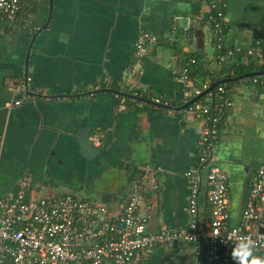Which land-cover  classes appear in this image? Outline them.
<instances>
[{"label": "crops", "instance_id": "1", "mask_svg": "<svg viewBox=\"0 0 264 264\" xmlns=\"http://www.w3.org/2000/svg\"><path fill=\"white\" fill-rule=\"evenodd\" d=\"M218 1L216 8L223 13L226 27L224 45L239 49L238 53L253 47L262 51L264 0ZM23 9L16 18L0 25V151L4 170L0 189L6 177L27 174L22 160L31 146L35 166L31 162L30 169L40 173L51 167L53 178L42 184L46 192L49 188L53 193L75 190L67 174L80 162L78 154L72 151L74 134L81 127H90L89 139L98 137L109 146L113 158L118 162L126 159L124 163L128 165L135 157V149L145 140L148 144L142 154L145 167L148 171L149 165L154 166L153 176L132 166L129 178L136 182L131 189L127 188V177L123 175L107 183L104 194L116 195L115 201L107 205L114 208L135 189L142 203H150L152 207L148 231H156L162 224H187L188 187L184 172L196 167V143L202 120L189 107L177 108L196 95L195 74L192 79L188 77L184 86L179 80L181 53H199L214 73L223 70L224 61L217 60L207 1L52 0L50 21L31 47L26 76V46L36 28L45 23L48 0H27ZM21 21H28V25ZM139 26L159 38L141 67L134 65L132 51ZM183 30L194 31L195 44L189 42ZM238 53L224 58L228 64L233 63ZM132 60L135 62L130 65ZM208 83L202 84L201 89L212 84ZM113 85L129 95L139 91L145 98L159 100L158 103L170 108L134 98L123 107L121 100L126 96L104 90H112ZM24 87H28L27 91ZM227 94L233 108L220 127L215 155L223 158V146L228 144V154L242 158L241 167L227 166L232 204L242 189L245 173L253 169L254 175L255 167L264 161V94L244 79L233 80ZM24 96L27 97L24 105L10 106L11 110L4 108L6 102ZM204 98L205 103H212L210 92ZM204 192L205 187L199 196L202 205L206 203ZM178 246L177 251L182 244ZM168 248L174 251L173 246L154 248L145 264H152L156 253Z\"/></svg>", "mask_w": 264, "mask_h": 264}, {"label": "built area", "instance_id": "2", "mask_svg": "<svg viewBox=\"0 0 264 264\" xmlns=\"http://www.w3.org/2000/svg\"><path fill=\"white\" fill-rule=\"evenodd\" d=\"M26 1L0 0V25L16 18ZM206 1L220 62L225 55L241 51L224 45L226 27L223 13L216 8L219 1ZM158 41L157 36L140 30L134 57L142 58L145 47ZM245 53L262 58V51L256 47ZM180 78L187 84L185 67ZM250 82L264 92V78L254 76ZM194 92L198 94L200 90ZM24 99L18 98L8 107L18 106ZM232 108L222 85L217 87L213 103L196 101L189 106L202 125L196 143V167L184 172L188 187L187 224H162L156 231H148L151 207L142 204L136 192L130 193L117 211L77 194L33 197L30 175L25 174L10 193L0 197V264H145L155 245L166 248L175 242L191 245L195 257H201L203 250L201 264H233L231 247L242 236L256 243V255L264 256V161L256 167L238 222H232L230 216L227 174L215 163V143ZM91 142L95 146L101 144L96 136ZM201 171H206L204 176ZM203 187L204 205L199 197Z\"/></svg>", "mask_w": 264, "mask_h": 264}, {"label": "water", "instance_id": "3", "mask_svg": "<svg viewBox=\"0 0 264 264\" xmlns=\"http://www.w3.org/2000/svg\"><path fill=\"white\" fill-rule=\"evenodd\" d=\"M51 11H52V0H48V13L46 16L45 23L40 25L37 28V31H35L33 33V35L31 36V38H30V40L26 46L27 49H26V54H25V59H24V67H25L24 76L27 75L28 59H29V53H30L31 47L35 41L36 36L43 30V28L46 26V24L50 21ZM8 20H10V19H8ZM176 28H177V26H176ZM140 30H146V29L144 28V26H139L138 32ZM146 31H148V30H146ZM148 32H150V31H148ZM183 33L187 35L189 42H191L193 44L194 43V41H193L194 31L193 30H188V31L183 30ZM153 35L157 36L154 33H153ZM157 44L158 43H150L149 45H147L144 49V56L140 59H136L134 57L133 59L136 62L134 60H132L130 65L133 62H135L134 65L141 67L143 65V63H145L148 60V58L150 57V49H152ZM134 46H135V40L133 41V44H132L133 53H134ZM162 53H163V49H162ZM254 76H264V70L250 71V72L244 73L242 75H239V76L233 77V78H229V77L221 78L220 81L213 82L206 89H203L198 94H196L194 97H192L189 101L185 102L183 105H181L177 108L179 110L187 109L191 104L198 101L202 96L208 94L209 92L212 94V103H213L214 98H215V87L219 84V82H228L230 80L247 79V78H251ZM190 79H192V75H191ZM179 80L181 81V83L184 86L185 84L182 81V79L179 78ZM196 89H197V87L194 88V90H196ZM104 90L107 92H114V93L122 95V96L129 95V94H126V93H123L120 91L116 92V91L110 90V89H104ZM262 93L264 94V92H262ZM130 96H132V98H134L136 100L148 103L149 105H153V106L156 105V106H159L162 108H170L168 105H164V104L158 103L156 101L154 102V101H152L148 98H145V97H139V96H136L134 94H132ZM15 100H17V98L11 100L10 102L9 101L6 102L4 105V108L11 110L14 107H20L27 102V101H25L18 106H14V107L12 106L13 108L12 107L9 108L8 104L14 103ZM146 116L148 117L149 115H146ZM223 134L225 135V132H223ZM90 135H91L90 127H81L76 132V134H74V136H75L74 145L75 146L73 147L72 151L75 152L76 154H78V156L80 157V162L76 163L71 170H69V171L67 170L68 171L67 174L69 175V184H71L72 186H75V190L81 192L83 194L82 196L84 198H87V199H89L95 203H98V204H107V203L115 201L116 195L106 196L104 194V191H105L104 189L106 188V184L111 182L112 180H114V178H116V177L119 178L120 175H123V176L127 177V180L125 181L127 184L126 185L127 188L131 189L132 188L131 185H133L136 182L135 179L129 178L130 173H132V170H133L132 166H135L136 168H138L142 174H146L147 176H150V175L153 176L154 166L149 165L150 169L147 171V169H146L147 167H145L146 166V160L144 161L143 157H142L144 149H146V147L148 145L145 140H144L142 146H139L138 148L135 149V153H136L135 157L132 159L133 161H131V163H129L130 165H128V164H125L126 159H122L121 160L122 162H120V161L118 162L115 158H113L111 150H109V146L106 147L104 145V143H101L99 146L93 145L91 143V140L89 139ZM229 149H230V147L228 146V144H225V146H223V152L225 153L224 157L218 158L215 155V163L222 170H224L227 174V184L230 181L229 169L227 166H229L231 169H233V168L241 167L243 165L242 158L237 159V157H231L228 154ZM196 151H197V146H196ZM25 155L26 156L22 160V165L26 167L27 174L30 175L29 184H30V187L32 189L33 197H38V198L50 197L54 194L61 193V192L53 193V192H51L52 190L50 188L48 189V192H46V190H45L46 187H42L43 181L45 179H52L53 178V176L50 177L49 168H51V167H49V166L45 167V169H43L40 173H34V171L30 169L32 167V163L35 166V163H34L35 153L33 154V149L31 146L28 148ZM134 159H136V160H134ZM2 161H3V154H2V151H0V180H1V176L3 175V171H4L3 166H2L3 165ZM18 164H19V161L17 162L16 166ZM51 171H52V169H51ZM67 171L60 173L57 177H60L62 174H65ZM205 172L206 171H201L202 176L205 175ZM21 178H22V176L14 177V175L13 176L11 175L10 177L9 176L6 177V180L4 181V187L2 189H0V197H4L6 194L10 193L15 188V186L17 185L18 181ZM252 178H253V169H252V171H248L245 173L243 180H241L242 189L237 196H234L232 204H230V216H231L232 222H238L241 218L242 211H243V209L246 205V202H247L248 192H249V188L251 186ZM185 179L187 182L186 177H185ZM42 190H45V191H42ZM133 190H134V192L137 193V191L135 189H133ZM70 191H74V189H71V190H69V192H65V193L75 194L74 192H70ZM106 197L109 199H106ZM140 198H141V196H140ZM122 203H119L118 205H116L114 207L115 211L120 209ZM141 203H142V198H141ZM145 204H148L151 207L150 203H145ZM151 208H150V211H151ZM186 215H187L188 220H189V216L187 213H186ZM177 244H176V242L173 244L174 251H177L176 248L179 247ZM158 247L159 246H157V245L154 246V248H158Z\"/></svg>", "mask_w": 264, "mask_h": 264}, {"label": "trees", "instance_id": "4", "mask_svg": "<svg viewBox=\"0 0 264 264\" xmlns=\"http://www.w3.org/2000/svg\"><path fill=\"white\" fill-rule=\"evenodd\" d=\"M262 60L261 63H258V58L252 55H248L245 53H238L234 62L228 64L227 59L224 58V61L221 64V67L223 70H220L218 73L211 72L208 66L202 61L201 55L196 52H190V53H181L182 56V68L185 67L188 72V77L192 74H195L193 77V86L197 87L198 89H201L202 84L208 83L211 84L215 81H220L222 78V73L224 77H237L239 75H242L244 73L250 72V71H256V70H264V45L262 46ZM258 78H264V76H258ZM251 78L244 79V81L248 82ZM207 80V82H206ZM233 80H230L228 82H219V84L216 86L215 91H217V87L219 85H222L226 91L227 88L231 85ZM258 90L262 92L260 87L256 85ZM112 88H114L112 86ZM204 89V88H203ZM201 89V91L203 90ZM129 94V93H128ZM126 99L129 101L132 99V96L125 95ZM204 96H202L198 101L204 102ZM208 102H204V104H207ZM211 104V102H210ZM204 256L203 250L202 255L200 257V264L202 262V258Z\"/></svg>", "mask_w": 264, "mask_h": 264}, {"label": "clouds", "instance_id": "5", "mask_svg": "<svg viewBox=\"0 0 264 264\" xmlns=\"http://www.w3.org/2000/svg\"><path fill=\"white\" fill-rule=\"evenodd\" d=\"M230 255L233 264H264V256L256 255V243L247 236L232 244Z\"/></svg>", "mask_w": 264, "mask_h": 264}, {"label": "rangeland", "instance_id": "6", "mask_svg": "<svg viewBox=\"0 0 264 264\" xmlns=\"http://www.w3.org/2000/svg\"><path fill=\"white\" fill-rule=\"evenodd\" d=\"M70 192H74L79 196L83 195L76 190ZM156 254L157 255L153 257L152 264H177V261H187L190 256H192V247L188 243H185L176 253H173L171 248H168L165 250L161 249Z\"/></svg>", "mask_w": 264, "mask_h": 264}, {"label": "flooded vegetation", "instance_id": "7", "mask_svg": "<svg viewBox=\"0 0 264 264\" xmlns=\"http://www.w3.org/2000/svg\"><path fill=\"white\" fill-rule=\"evenodd\" d=\"M24 6H25V4H24ZM24 11V9L22 8V10L20 11V12H23ZM22 23H23V21H21ZM25 26L26 25H28V21L26 22H24L23 23ZM15 26L16 27H20V25L19 24H15ZM35 31H37V28H36V30ZM1 63V62H0ZM113 87L114 88H112V86H111V89L112 90H114V91H124L122 88H120V86H118V85H113ZM25 88V91H27L26 89L28 88V87H24ZM126 93V92H125ZM131 94H134V95H136V96H139V97H144V94L142 93H140L139 91H133V92H131ZM73 96V95H72ZM24 100H26V96H24ZM128 100L127 99H124V101H123V103H122V106L123 107H126L127 105H128ZM196 155H197V152H196ZM197 157V156H196ZM45 182V181H44ZM47 183H49V182H47ZM177 251H173V253H176ZM147 264V263H146ZM151 264V263H150ZM177 264H200V257H195V255L192 253V256H190V258L187 260V261H177Z\"/></svg>", "mask_w": 264, "mask_h": 264}]
</instances>
